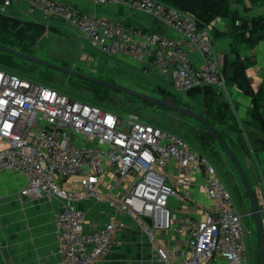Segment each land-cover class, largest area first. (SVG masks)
Here are the masks:
<instances>
[{
  "label": "built area",
  "instance_id": "obj_1",
  "mask_svg": "<svg viewBox=\"0 0 264 264\" xmlns=\"http://www.w3.org/2000/svg\"><path fill=\"white\" fill-rule=\"evenodd\" d=\"M90 1L143 10L182 38L129 29L57 0H29V12L41 9L60 17L106 55L125 53L137 61L151 60L181 93L225 86L210 27L200 25L191 13L159 0ZM12 2L4 0L0 12L8 14ZM194 52L201 55L199 64L192 59ZM124 113L120 116L0 67V170L26 177L22 195L59 200L54 220L58 264H100L116 233L128 228L125 219L112 217L86 230L87 214L78 202L89 199L134 219L153 242L156 231H165L168 241L178 236L175 247L156 245L162 264H213L220 259L247 264L243 213L215 165L182 135L135 111ZM197 174L207 197L217 203L199 218L173 212L170 200L191 198Z\"/></svg>",
  "mask_w": 264,
  "mask_h": 264
},
{
  "label": "crops",
  "instance_id": "obj_2",
  "mask_svg": "<svg viewBox=\"0 0 264 264\" xmlns=\"http://www.w3.org/2000/svg\"><path fill=\"white\" fill-rule=\"evenodd\" d=\"M3 1L0 0V7ZM57 1L89 14L112 19L129 29L157 32L174 39L182 38L175 28L155 16L122 3L95 5L90 0ZM29 6V0H13L7 13L37 22L46 23L51 20L66 24L60 17L47 15L41 9L30 13ZM229 8L236 11L241 20H236L231 25L229 17L217 16L209 23L213 51L219 64H222L224 55H235L232 51L238 54L246 64V77L254 95L244 92L236 83H226L223 88L216 87L221 93L219 103L224 106L228 121L235 124L238 130H230L219 123L215 127L238 155L257 202L264 207V149L250 140L251 133L258 132L261 119H264V35L254 45H249L242 40L248 31L241 27L244 20L264 18V0H229ZM48 26L52 27L49 24ZM68 26L77 35L80 55L84 56L91 71H96L102 77L119 79L128 85H134L132 82L147 85L169 83L166 76L149 59L137 61L125 53L116 56L103 53V58H97L89 39L76 28ZM192 59L195 64H199L200 53L194 52ZM238 133L245 137L246 146L240 145ZM196 144L199 150H203L199 142ZM202 183V176L197 174L191 186L192 197L172 198L171 210L199 218L213 207L217 202L207 197ZM26 185L27 179L21 173L0 170V264H58L60 257L57 253L54 220L60 207L59 200L34 199L22 195L21 190ZM78 205L87 214L86 230L96 229L112 217L125 219L128 223L127 229L116 233L112 249L100 264H162L156 253V245L175 247L179 244L178 236L168 241L165 231H156L153 242L134 219L114 211L106 203L89 199L79 201ZM261 213L264 218V209ZM213 264L225 262L220 259Z\"/></svg>",
  "mask_w": 264,
  "mask_h": 264
},
{
  "label": "rangeland",
  "instance_id": "obj_3",
  "mask_svg": "<svg viewBox=\"0 0 264 264\" xmlns=\"http://www.w3.org/2000/svg\"><path fill=\"white\" fill-rule=\"evenodd\" d=\"M65 23L67 25L60 22H52L51 20L47 21L46 24L52 27H47L44 34L38 38L37 42L32 46L31 55L52 64L63 65L75 71L99 77L100 75L96 71L90 70L84 56L80 55L78 37L73 33L72 28L68 26L70 24ZM93 52L97 58L104 57L103 52L95 47H93ZM14 60L17 65L11 67L4 64L0 65L17 71L32 81L53 85L75 99L84 101L89 99L102 106L111 108L120 116H124L126 111H135L144 119L161 124L164 128H169L182 135L194 148H199L193 136L202 126L194 118L186 117L174 110H161L156 108V106H144L139 101L121 95L122 93L107 87L102 88L110 92L103 89L93 90L96 87L89 81L84 80V78L68 74L41 61H33L21 57H17ZM132 84L139 85L144 83L132 82ZM163 86L169 92L174 93L175 99L181 104L197 111L204 110L203 99L198 91L184 94L177 91L167 82H164ZM205 153L208 160L215 165L222 181L232 193L235 204L243 213L242 224L245 232L247 264H259L257 226L253 216L246 213L250 209V201L239 174L233 163L218 145L209 146Z\"/></svg>",
  "mask_w": 264,
  "mask_h": 264
},
{
  "label": "trees",
  "instance_id": "obj_4",
  "mask_svg": "<svg viewBox=\"0 0 264 264\" xmlns=\"http://www.w3.org/2000/svg\"><path fill=\"white\" fill-rule=\"evenodd\" d=\"M159 1L176 6L184 11L191 13L198 20L200 25H206V24L209 25V23L217 16L229 17L231 25H233L236 20H241V18L238 16V13L236 11L230 10L229 0H159ZM47 27H50V26H48L46 23H43V22L28 20V19L13 16L11 14L0 12V45H4L6 47L13 48L21 53H26V54L31 55L32 46L37 42L38 38L44 34ZM241 27H243L245 30L248 31L247 36H243L242 40L248 42L249 45H254L264 35V18H252L251 21L244 20L241 23ZM233 53L235 54L233 56H231V54H228L226 68L222 71L223 78L226 83H236L237 86L241 90H243L244 92L248 94L254 95L252 89L249 86V83L246 77V73H245L246 64L242 59H240V57L238 56L237 53H235V51H232V54ZM17 57L19 56L0 50V64H4L10 67L17 65L16 61L14 60ZM0 67L5 68L7 70H11L1 65ZM14 72H17V71H14ZM99 77L116 82V83H121V84L130 86L136 90H139V91H142L148 94L156 95L159 97H163V98H166L172 101L173 103L183 105L177 99H175L174 93L169 92L161 84L147 85L144 83V84H139V85L138 84L128 85L126 83H123L119 79H113L111 77H102V76H99ZM90 83L93 84L94 87H96L93 90H100V89L106 90L102 87H107V86L100 85L94 82H90ZM107 88L113 89L111 87H107ZM113 90H116V89H113ZM194 91H198L202 95V99H203L202 102H203L204 110H199V112L204 114L208 118L213 129L222 138H224V136L215 127L216 123H219L220 125H223L225 128H228L233 131L238 130V127L235 124H232L228 121V118L225 114L224 106H222L221 103H219V98L221 97V93L217 91L216 87L205 86L201 88H194L188 91L187 94L194 92ZM120 93H122L121 95H125L127 97H131L139 101L144 106H156V108L161 109V110H172L160 104H155L147 100L135 98L123 92H120ZM89 101L96 103L92 100H89ZM105 108H108V107H105ZM259 117L260 115H258V118ZM195 120L198 121L202 127L201 129H198L196 131L195 135L193 136V139H195L196 142H199L201 148L203 149L200 151H202L206 155L204 151H206L209 148V146L213 144H216L219 146V144L217 143L215 138L212 135H210L209 132L204 128L202 123L197 119ZM146 121L154 123L149 120H146ZM154 124L162 126L161 124H158V123H154ZM166 129H169V128H166ZM238 139H239V143L241 146L243 147L246 146L245 137L241 133H238ZM250 140H251V143H253L254 145L258 146L261 149H264V119H261V124L258 128V132L251 133ZM258 253H259V259H260L259 250H258Z\"/></svg>",
  "mask_w": 264,
  "mask_h": 264
},
{
  "label": "water",
  "instance_id": "obj_5",
  "mask_svg": "<svg viewBox=\"0 0 264 264\" xmlns=\"http://www.w3.org/2000/svg\"><path fill=\"white\" fill-rule=\"evenodd\" d=\"M0 50L15 54V55L22 57V58H25V59H29V60H33V61H41L48 66L58 68L60 70L65 71L68 74H73V75L79 76L81 78H84V80L94 82V83H97L100 85H104L107 87H111L113 89H116L120 92H123L125 94L130 95V96H133L135 98H140L143 100H147L151 103L160 104L166 108H169V109H172L176 112H179L186 117L195 118V119L199 120L202 123V125L204 126V128L209 132V134L215 138V140L217 141V143L221 147L222 151L225 153V155L233 163V165L235 166V168L239 174L241 183L244 186V189H245V191L248 195L249 201H250V209L248 211H246V213L253 216V218L255 219V222H256V226H257L258 245H259V251H260L259 264H264V218L262 217V213H261L262 210L264 209V207H261L258 204L254 190L252 188V185L250 184V181L247 177V174H246L244 168L242 167V164H241L240 159L238 158L236 152L230 146V144L213 129L208 118L204 114L200 113L199 111H197L193 108L173 103L172 101H170L166 98L159 97V96L152 95V94H148V93L136 90L130 86H127V85H124L121 83H116V82H113V81H110V80H107V79H104V78H101L98 76H93V75L85 74V73H82L79 71H75V70H73L69 67L63 66V65L52 64V63L43 61V60H41V59H39L33 55L21 53V52L15 50L13 48L6 47L4 45H0ZM227 60H228V55H224L223 61H222V69L223 70L226 68ZM144 219L148 223H150L149 217H145Z\"/></svg>",
  "mask_w": 264,
  "mask_h": 264
},
{
  "label": "flooded vegetation",
  "instance_id": "obj_6",
  "mask_svg": "<svg viewBox=\"0 0 264 264\" xmlns=\"http://www.w3.org/2000/svg\"><path fill=\"white\" fill-rule=\"evenodd\" d=\"M259 261H260V259H259Z\"/></svg>",
  "mask_w": 264,
  "mask_h": 264
}]
</instances>
